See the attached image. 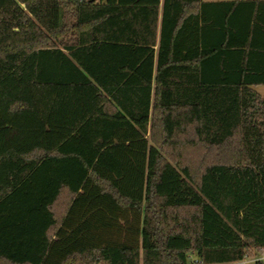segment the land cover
Instances as JSON below:
<instances>
[{
    "label": "trees",
    "instance_id": "16d2710c",
    "mask_svg": "<svg viewBox=\"0 0 264 264\" xmlns=\"http://www.w3.org/2000/svg\"><path fill=\"white\" fill-rule=\"evenodd\" d=\"M264 1L0 0V264H263Z\"/></svg>",
    "mask_w": 264,
    "mask_h": 264
},
{
    "label": "rangeland",
    "instance_id": "374dc122",
    "mask_svg": "<svg viewBox=\"0 0 264 264\" xmlns=\"http://www.w3.org/2000/svg\"><path fill=\"white\" fill-rule=\"evenodd\" d=\"M205 1L208 2V1H216V0H205ZM221 1H224V2H226V1L236 2L238 0H221ZM106 2H107V0H98V3L104 4ZM254 91L257 92L259 95L264 96V87H256V88H254ZM260 259H263L262 263L264 264V256H262ZM195 262H196V258L192 256L190 258L189 264H194ZM253 263H254L253 261L249 260V261L244 262L243 264H253Z\"/></svg>",
    "mask_w": 264,
    "mask_h": 264
},
{
    "label": "crops",
    "instance_id": "0c3cea01",
    "mask_svg": "<svg viewBox=\"0 0 264 264\" xmlns=\"http://www.w3.org/2000/svg\"><path fill=\"white\" fill-rule=\"evenodd\" d=\"M98 2V0H96ZM243 1H264V0H243ZM228 2H232V1H221V0H216V1H208L206 2L205 0H202V3H228ZM254 262V261H253Z\"/></svg>",
    "mask_w": 264,
    "mask_h": 264
},
{
    "label": "built area",
    "instance_id": "2783aa9c",
    "mask_svg": "<svg viewBox=\"0 0 264 264\" xmlns=\"http://www.w3.org/2000/svg\"><path fill=\"white\" fill-rule=\"evenodd\" d=\"M258 261L262 262V261H263V259H258Z\"/></svg>",
    "mask_w": 264,
    "mask_h": 264
}]
</instances>
